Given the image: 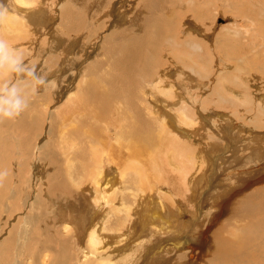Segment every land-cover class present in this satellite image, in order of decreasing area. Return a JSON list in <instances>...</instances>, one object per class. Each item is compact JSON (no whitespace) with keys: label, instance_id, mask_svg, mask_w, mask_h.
<instances>
[{"label":"bare ground","instance_id":"obj_1","mask_svg":"<svg viewBox=\"0 0 264 264\" xmlns=\"http://www.w3.org/2000/svg\"><path fill=\"white\" fill-rule=\"evenodd\" d=\"M0 1H1L0 2L1 6L6 8V17L2 21H0V37L7 40L9 45H10L9 49H6L5 51L0 52V67L4 71H6V68L11 67V65H12L11 61H12L13 56L11 54H13L14 50L18 49V47H19V52H21L22 49H24V47H23L24 44L28 43L27 38L29 36L36 35V31H35L34 27L35 28L40 27V29L45 28V30H46V28L48 26H46V25L42 26V24L40 26V24H39L40 17L44 13V11H46V10H44L45 8L44 9L39 8V11L37 10V11L32 12L31 9L33 8V6H32L33 0H0ZM76 1H78L77 5L79 6V10H81V11H78V9L75 10L74 8H72L70 10L69 9L61 10L60 17L62 16V19L60 20V22L58 24V26L60 27V30L57 28V32L59 33L58 35L61 36V37H58L60 39V41L61 40L65 41V43L67 42V39L63 40L64 38H62L64 33L70 34V32L76 33L80 30L82 31L83 30L82 25H85L86 23H88L87 18H89L90 16H92V19H94L93 17H95V20L98 19V21H96V22H98L99 25H100L99 20H100V18H102V16L100 15V13H102V11L100 12L101 9L99 10L100 6L96 8V10L93 12V14L90 11H88V13H86V17H85V15H82V14H83V12H85L84 10L88 7H86V6L84 7V5H86V4H85V2H83V0H75V2ZM96 1H99V0H96ZM127 1L128 0H126V2ZM132 1H129L128 3L129 4L133 3ZM184 1L185 0H138L136 2V4H134L135 8L137 9L136 14H135L136 17L131 18L130 22L132 24H133V22L136 23L135 25L140 24L138 26L139 29L137 28L139 33L132 32V31H134V29H132V27H129L131 25V23L129 21H122L121 20L120 26L122 27V25H126V27L124 26L125 28H121L116 33L110 35V37H112V36H114V37L119 36V37H116L114 39L111 38L107 41V47H105L107 49V51L109 52V53L107 52L108 53L107 56L105 54V56L107 58L105 60L100 59V61H96L97 67L95 69L98 70L99 72H96L94 70L95 73L93 74V76H91V69L90 68H89L90 70L85 71L86 76H89V75L90 76L88 78L84 76L85 78H82L79 81L77 80L78 82L76 83V85H77L78 89L76 92H78V93H76V94L74 93V95H72L73 92H70V97L66 98L64 101L65 104L62 106L60 104V106L58 108L59 110L57 111V113L54 116L52 115V120H53L52 121V124H53L52 127L47 130V134L45 136V139L42 138L44 141L41 140L42 142L41 143L39 142L38 146H35L33 149H31V152L33 151L32 153H37V154H38V152H40L41 154L44 155V157H48L47 159L50 162H47L46 160L41 161L43 164L48 166V168H50L52 165L53 166L56 165L59 167L60 174L55 172V174L53 173L52 176L49 178L50 185H51V186L47 187L49 189V192H47L48 190L47 191L45 189L44 190H45L46 194L50 193L52 195H55L57 197V199L59 201H62V202L58 201L59 204H58V202H57V204L56 203L51 204V202L49 201L51 198L49 199V196H47L49 199L48 200L49 203L45 202L46 205H45V203L43 204V200H40V199L31 201V204H32L31 210L35 211V216L33 214H28L26 216L25 220L23 219L24 221L21 224V226L19 228L15 227V229L17 231L14 228H11L8 231L7 236L2 235V236H4V238H6L4 240V243H3L4 249L6 248L8 250L7 251L8 255L3 258L4 259L3 261H5L4 264H92V263H94V264H132L133 262L138 261V260H135L138 257L141 258L140 262L143 264H165V263L166 264H176V262H178V261H182L183 262L182 264H194L192 261L195 259V250L200 251V254L198 253L199 259H202L205 255L208 254L206 252H207V248L209 246L208 244H210V240H211L209 237H212V240L214 241L213 243H211V245L213 246L212 248L214 250H213V252L212 251L210 252V256H209L210 261H208V264H264V238H262V235H264V223H260V222L257 223V218L259 219L260 216H263V221H261V222H264V205L262 203H260L261 201L257 202V200H262V198H264V148H263L264 146L258 148V145L255 143V141L259 143L262 139H264V132H263V134H256V133L252 132L256 135L255 136L253 135V138L251 139L252 144L254 143L251 146V149L253 148L254 153L256 152L258 155H255L256 153L254 155L253 154L248 155V156H250V158H247L248 159L247 160L248 165L246 164V168H247L246 170L248 172H246L245 175H242V176L249 178V180L245 179V178H240L237 180L238 183L240 184V187L244 188L245 192L250 194V197L249 198L246 197V199L242 203V205L240 204L241 206H240L239 211L238 210H237L238 212L235 211L237 213H235L234 210L232 211L235 214L232 215V218L230 217L231 219H229V217L226 216V218L227 217L228 218L224 219L225 222H223V224L220 225L219 228H217L219 225H215L214 222L217 221V224H218V222H221L220 220L223 219V214L225 213V210H227L226 209L227 206L230 205L229 204L230 201L223 203L222 201H220V199L228 198V200H230L231 197L232 198L235 196L238 197L239 195L230 196L231 192L235 191L234 187L229 188V190L227 192H223V191H221V193L216 192L217 195L213 194L214 195V197H212L213 201L210 200L211 202H209V207H210L209 209H211V212L213 211L212 212L213 214H211V217L208 220L207 227L203 230L201 228L202 226L201 227L197 226V228L192 231L190 236L188 234H186V232H187L186 230L192 229L191 228L192 223H191V221L190 222L184 221L183 214L188 213L191 215L192 218L197 220L198 213L194 212V211H187L188 208H185L186 206L184 205V203L182 204V202L180 201L179 198L185 196L188 193V198H189L190 202H193V200H196V199H197V201H199L198 202V205H199L198 210H200L201 199L204 200V196L209 193L208 183L211 182V181H209V178L211 177V175L208 176L209 171L207 172V170L205 168L206 166H203L206 164L207 165L210 164L207 161V157H205L204 158L205 160H204L202 154L199 153V154H196L197 159L192 158V156L195 153L190 149L191 146L190 147L188 146L190 151H192L194 153L193 155H191V158H187L186 156H184V153L183 154L180 153V154L175 155V156L171 154L170 158L172 160V166H175L176 162L179 164V166L175 167V169L178 170L179 173L182 175L183 180L182 181L180 180L181 181L180 184L179 183L177 184L176 182L171 181L169 179V181L171 183L170 188L167 189L166 192L164 191L165 192L164 193L163 192V189L165 186L164 184H160V183L158 184L157 183V186L154 187L155 184L154 183L152 184V182H154V181L151 178H148V179L145 178V176H147V175H145L143 177L141 175V174L144 175V173L142 171H141L142 173L140 172L141 174L139 172H137V171H139V168L134 169L136 167H134V165H132V163H131V165L128 164L132 160V155H127L121 159L120 156H121L122 150L117 151L115 153H112L110 151V148L107 147L110 143L111 138L117 137V141H116L117 143L119 140L121 142L130 140L132 143L140 141V142L144 143L146 146L154 148L156 146V144L159 143V140L156 137V136H158L160 138L161 137L169 138L168 147L170 149L177 147L179 145L178 143L185 145L184 148L187 149L186 145H188L189 143L185 142V140L181 137L184 136L186 139L188 137H190L189 136L190 134H188L189 132L186 130L183 131V128L188 129L190 127V124H192V123H191L190 114H189L190 110L188 109V105H185V104L191 103V100H192L194 102V104H190V109H191V105L197 109L196 106H197V102H198L196 100V97H194V100H193V98L191 99V97L187 96V94L190 95L189 88L185 89L181 86L176 87L175 84L171 83L172 81H170V83H168L169 80H167V77L166 78L164 77L163 79L157 78L158 80L156 79L154 81V84L152 83L153 85L150 84L151 85L150 87L153 90H150V91H148V89L144 90L143 87H140L138 89L139 93H143V98L141 99L142 103L143 102L145 104L151 103L152 105H154L152 107L153 108L152 110L155 109L156 113L159 114L158 117L156 115V119L158 120V124H157V126H155V129H154L155 131L154 130L152 131L153 133H149L147 126L144 125L146 116H145L144 110L142 108H140L139 110L133 109V107L130 104V103H132L131 101H127L126 103H124L123 104L124 106L122 105V103H123L122 98L125 100L131 96L130 94L134 93L133 89H135V88L133 87V85H136V81L131 82L130 80L131 79L136 80V78H141L142 74H144L142 76L149 78V80H153V79H150L151 76H153L154 73H156V72H158L164 68L162 66L163 65L162 61L164 59L162 60V58H164L166 56H169L170 61L171 60L174 61L177 64V66L178 65L182 66V64H179V63H183V65H184V63H187V64H185L186 69H184V68H181V69H184V70L188 69L187 71H190L191 73L192 72L194 74L197 73L198 77L200 74H201L202 78H203V75H205L206 72H202V68H203V65L205 64V62L201 61L200 57H202V56L199 55L200 52L205 51L204 48L202 47V45L197 43L194 40H191V39L188 41L187 38H184V40L182 42V41L176 40L175 35H174L175 38L170 37V34L168 35V33H167V31H169V30H167V29L165 30V28L167 27V26L165 27V25L171 26V25H174V22L172 24L168 21V23L166 24L164 22V19L166 18V16H165V18H163L164 15H161L160 17H158V15H157L158 12L162 11L161 7L165 6V4L168 2V3H170V5L168 4L170 9H171L170 6L172 5L173 12H174L173 16L175 18H183L185 16L184 14L186 13V11H185L186 8H182L184 5ZM186 1H187V3H190V4L192 2H193L192 4H194L195 2H199L201 4L200 6H202V4L204 2V0H186ZM211 1L212 0H205L204 3L207 5L208 3L210 4ZM224 1L222 2V4L220 2V5H222V8H225L224 10L230 11L231 15L235 16L234 14L236 13V11L234 10L235 13L232 11V9L234 8L233 6H235V5H233V2L238 3L239 1L238 0H233V1L232 0H226L225 2ZM246 1L244 0V2H246ZM64 2L62 1V3L60 4V8L62 5H63V7L65 6L66 3H64ZM241 2H243V1H241ZM249 2H252V1H249ZM256 2H258V1H256ZM72 3H74V2H72ZM102 3H103V1H102ZM214 3H215V1H214ZM69 4H71V3H69ZM107 4H108V2H107ZM123 4H125L124 0H123ZM240 4H242V3H240ZM58 5H59V2H58ZM70 6H72V5H70ZM70 6L68 5V7H70ZM92 6H94V3H93V5L89 6L90 9L92 8ZM105 6H106V4H105ZM119 6H120L119 7L120 9L123 8V9H125V11L124 10L121 11V14H120L118 12V10H116L118 12V17L121 16V18H124L125 15H127V17H130L131 15H133V14H131V15L129 14L132 12L129 9L134 8V6H132L131 8L127 4H125L123 6H121V4H119ZM168 6H167V8H168ZM109 7H107V8H109ZM184 7H186V6H184ZM202 7H205V5ZM175 8H177V10ZM235 8L238 9L237 7H235ZM175 10H176V12H175ZM111 11L109 12V14H111ZM48 13H47V15H48ZM112 13L115 14L114 12H112ZM166 13H168V12H166ZM166 13H164V14H166ZM176 13H178V16ZM196 13H197V10H196ZM128 14L130 16H128ZM105 15H106V13H105ZM143 15H145V17H144V19H142L140 21V17ZM43 16H45V15L43 14ZM49 16H50V14H49ZM82 16H83V18H82ZM131 17H134V15ZM104 18H106V17L104 16ZM206 18H207V16H206ZM54 19H56V18L51 17V20H54ZM108 19H111V18H108ZM89 20H91V19H89ZM129 20H130V18H129ZM174 21H177V20L175 19ZM118 22H120V20ZM108 23H110V22H108ZM153 23H154V25H153ZM97 24L94 23V26H96ZM198 24H200V23H198ZM107 25L108 24H106V26ZM113 25H114V23H113ZM135 25L133 27H135ZM92 26H93V24H92ZM235 26H236V24L234 23V26H230V27H228V29L233 30V28ZM51 27H53V26H51ZM51 27L49 29L47 28V30L51 31L53 29ZM85 28L87 29L86 26H85ZM171 28L172 27H169L170 31H172L174 29V26H173L172 30H171ZM225 28H227V27H225ZM89 29L90 28L88 26V30ZM135 29H136V27H135ZM151 29H153V30H151ZM38 30H39V28H38ZM190 30H192V29H190ZM97 31H98V29H97ZM174 31H175V29H174ZM86 33L84 31V34H86ZM104 33H107V32L105 31ZM94 34H92V36H94ZM98 34H99V32H98ZM188 34L190 35V33H188ZM79 35H81V34L79 33ZM180 36H181V34H180ZM182 36L185 37L186 35L184 34ZM101 37H102V35H101ZM164 38H166L167 41ZM83 39H84V37H83ZM104 39H105V37H104ZM256 39H257V37H256ZM40 40H38V41L40 42ZM53 40H54L53 42H55L54 46L50 45L51 39L49 41L50 42L49 46L48 45L47 46L48 47L58 46L57 50H59V47L62 46V45H60V43H62V42H59V40H57V39H53ZM90 40H92V39L90 38ZM90 40L88 42H90ZM31 41H34V40H31ZM104 41L106 42V40H104ZM254 41H255V39H254ZM260 41H261V44H259V46L253 45V47L258 48L259 50H261L263 52L264 51V35L263 36L260 35ZM68 42H67V44H69ZM85 42L87 43V41H85ZM93 42H96V41H93ZM91 44L93 45V43H91ZM167 44L169 45V48L174 46L173 49H167L166 48ZM30 46H32V45H30ZM30 46H29V48H30ZM63 46H65V45H63ZM67 46L68 45H66L65 48L64 47L63 48L66 49ZM149 46H150V48H149ZM185 46H187V48H184ZM69 47H70V45H69ZM68 48H67V50H68ZM202 48H203V50H202ZM38 49H39V47H38ZM84 49L85 48H83V51H84ZM175 49H176V51L178 50L180 53L178 52L177 55L168 54L170 51L171 52L173 51V53H174ZM49 50H50L49 52H51V50H56V49L51 48ZM63 51L64 50L61 49V52H63ZM98 51L101 52L103 50H101V51L97 50V53H99ZM104 51H105V49H104ZM45 52H42V53H45ZM61 52L59 51L57 54H60ZM192 52H194V54ZM211 52H213V51H211ZM66 53L69 56V54H70L69 50ZM195 53H198V55H199L197 59L195 56H194L195 59L192 58L193 57L192 54L195 55ZM205 53L206 52H204L203 54H205ZM61 54H63V53H61ZM209 54L211 55V53L209 52V53L205 54V56H207ZM102 55H103V52H102ZM6 56H7V59H10L8 62L5 61ZM68 56H67V58H68ZM59 57L60 56H58V55L56 57L50 56V58H48V62L46 63L48 65V67H52V68H53V66L55 67L54 68L55 70H51V71H50V69H46L48 71V73L45 72L46 70L44 71L45 75H48L49 77H50V74L52 75V79L50 80L52 83L49 85L50 87H52L58 83L60 75H61L60 72L57 73L59 70L57 68V66L59 64L63 65V63L61 62L62 60H60L61 63L58 61ZM65 57L66 56H64V58ZM209 57H211V56H209ZM101 58H102V56H101ZM211 58H209V59H211ZM203 60H205V59H203ZM63 61H65V59ZM92 61H93V59H92ZM206 61H209V60L207 59ZM40 63H42V62H40ZM81 63H82V61H81ZM163 63H164V61H163ZM219 63H220V61H219ZM74 64H75V62H74ZM74 64H73V66H74ZM99 65H101V66L99 67ZM210 65H208V66H210ZM208 66H206V67H208ZM61 67L62 66H60V69H61ZM213 67H215V66H213ZM203 69H207V68L204 67ZM216 69H218V68H216ZM216 69H215V73H216ZM261 69H262V67H261ZM56 70H57V72H55ZM208 70H210V69H208ZM176 71H177V68H176ZM187 71H185V72H187ZM53 72H55V73H53ZM223 72L218 71V74L220 77L224 76L222 74ZM82 73H84V71ZM138 73L141 75L137 76ZM211 73H210V75H212ZM225 75H230V74H225ZM82 76H83V74H82ZM169 76H171V75H169ZM188 76H189V74H188ZM195 77H196V75H195ZM170 78L172 79V77H170ZM219 78H217V79H219ZM224 78L223 79L221 78V79L224 81L229 80V79H224ZM190 79H191V77H190ZM236 79L237 78L235 77V80ZM64 80H66V79L64 78ZM204 80H202V81H204ZM238 80H240V79H238ZM190 81H192V80H190ZM215 82L219 84V82H217V81H215ZM236 82H238V81L236 80ZM230 83H232V80ZM230 83L226 84L222 88L229 91V92L232 91L231 87H233V90H234V86L231 85ZM207 85H209V84H207ZM199 89L201 90V86ZM87 90L88 91L90 90L94 94L95 99H96V101H94V99H93V101H91L92 106L87 105V101L86 100H85L86 102L82 101L83 98L82 99L80 98L79 92H81V93L87 92ZM216 90H217V92L219 91L218 89H216ZM143 91H145V92H143ZM234 91L236 92V90H234ZM235 92H234V94H235ZM3 93H4L6 100H7L9 98L8 88L4 89ZM22 93L23 92L17 88L14 98H18L25 103H29V107L31 108L32 103L29 100H27V101L24 100ZM148 93H151L152 97L146 98ZM211 94H214V93L212 92ZM218 94L216 93V95L219 96L217 101L215 100L216 104L220 103V102L226 103V101H227L226 95L224 97V95L222 93H218ZM139 95H141V94H139ZM216 95L215 96L211 95V97L214 96V98L215 97L217 98ZM229 96H227V97L229 98ZM237 97H238V95H237ZM31 98L35 99L38 97H37V95H32ZM214 98H213V101H214ZM84 99H85V97H84ZM137 99H139V98L137 97ZM149 99H152V101H150ZM209 99L210 98H208V100ZM87 100H88V98H87ZM203 100H204V97H203ZM84 102L86 103L85 105H83ZM205 102H207V101H205ZM230 102L232 103V101H230ZM238 103H241V102H238ZM244 104H245V102H244ZM127 105H128V108L126 109ZM211 106H213V105H211ZM256 106L258 107L259 111H264V102H259V106H258V104H255V107ZM29 107L24 111L25 114H23L24 113L23 112L20 115V116H22L21 119L19 118L20 121H25L26 118L29 116L31 118L32 116L38 115V110H36L35 112H30V111H28V110H30ZM97 107H98V110H101V114L104 113L105 115L111 114L112 111L115 110L114 115L117 119L116 124H114L112 121H108L107 120L108 118L96 117L95 113H97ZM148 107H150V106H148ZM205 107H206V105H205ZM35 108L38 109L37 106H35ZM239 108H240V106L237 109H239ZM245 108H246V106H245ZM214 109H216V108H214ZM206 110H208V108ZM206 110H204V111H206ZM247 110H248V108H247ZM247 110H246V112H247ZM91 112L94 114H91ZM236 113L234 112V114H236ZM262 113H264V112H261V114ZM77 114H78V116H77ZM203 114H204V112H203ZM240 114H241V112H240ZM149 115L151 116V114H149ZM242 115H240V116H242ZM72 116H75V118L72 119ZM258 116H260V115H258ZM218 117H220V115ZM214 118H215V116L213 117V119ZM47 120H48V118H47ZM2 122L3 121L1 120L0 124H2ZM31 123H32V129H35L38 126L37 119L33 120ZM101 123L106 124L105 128L101 127V125H100ZM216 123H217V121H216ZM262 123H263V121H262ZM10 125L8 127H10ZM19 126H20V124H19ZM201 128H203V126L200 127V129ZM237 128L239 129V127H237ZM229 129H233V128L232 127H225L223 129V136L227 139L229 138V136H228ZM197 130H198V128H197ZM263 130H264V127H263ZM245 131H246V129H245ZM195 132H196V130H195ZM239 132H241V131H239ZM96 133H103L104 134L103 139H101L99 141ZM194 134H196V133H194ZM234 134H235V132H234ZM236 135H237V138L236 139L234 137L233 138L235 139L234 140L235 141V148L238 150L239 145L244 140H243V138L240 139V137H239L240 133H238V134L236 133ZM170 137H175V138L177 137L176 139H178V140L174 141L175 138L172 139ZM201 137H203V136H201ZM0 140L6 141L2 136H0ZM12 141H14V140H12ZM18 141H20L19 138H18ZM140 142H138V143H140ZM248 143H246V144H248ZM191 144H193V143H191ZM231 145H232V142L230 141L228 143L227 147L223 146L224 150L226 151L227 148L229 149L231 147ZM245 146H247V145H245ZM46 147H50L51 150H53L55 148L54 149L55 151L53 150L54 152H52L50 150H45ZM56 147L58 150H56ZM130 147H132V144H130L129 148ZM140 147H141V149H143L142 151L146 152V150H147L146 147H143L142 145H140ZM129 148H127V149L122 148V149H123V151L128 152ZM214 148H216V147H214ZM236 149H235V153L237 152ZM135 150H139V149L135 148ZM164 150H166V149H164ZM219 150H220V147L216 148L217 152ZM244 150H246V149H244ZM147 151H150V150H147ZM133 152H132V154H133ZM150 152H152V150ZM159 152H161V151H159ZM59 153L60 154L62 153L63 155H59ZM153 153H154V151H153ZM188 153L191 154V152H188ZM188 153L186 152V154H188ZM109 154H110L109 161L112 163L115 162L114 159H117V157H119L121 159L120 162L124 166L126 165L125 166L126 168L124 169V171H120V170H118L119 169L118 168L117 169L118 173H116L115 175H112L111 170L104 166L105 162L103 160V157L104 156L108 157ZM134 154L135 155H133V159H137V157L139 158L138 151H137V153L134 152ZM234 156L236 157V158L234 157L235 161H238V160L241 161V160L245 159V156H237V155H234ZM26 158L29 159L28 156ZM44 159H46V158H44ZM74 160L78 162V165L77 166L74 165V167H78L79 172L77 170H76V172L71 171L69 173V175H67L65 173L66 171H64V169L60 167V164H62L64 161H67V162H65V164L68 163L67 164L68 168L73 169L71 167H73L72 162ZM145 160H147V159H145ZM218 161L221 163L220 160H218ZM157 163L159 164V162H157ZM127 165H129L131 167L129 168V167H127ZM140 165L142 167L144 165V163L140 164ZM168 165H171V164H168ZM244 165L245 164H243V166ZM38 166H41V165H38ZM147 166H148V164H147ZM147 166H143V168L145 167V170H146ZM197 166L199 168V172H201V174L203 175L201 177H196L193 175V169ZM222 166L224 167V165H222ZM233 166H234V164H233ZM32 168H34V166ZM41 168H42V172L38 171L39 173H41L39 178H42L43 173H45V175H46V170L48 169V168L44 169L43 166H41ZM55 168H57V167H55ZM151 168L153 169L154 167L151 166ZM167 168H169V167H167ZM173 169H174V167H173ZM140 170H141V168H140ZM163 170H162L161 174H163ZM151 171H149V172L151 173ZM171 171H172V169H171ZM178 171H175V172L177 173ZM155 172H156V170H155ZM199 172H196V173L199 174ZM242 172L244 173V170ZM47 173H50V172L48 171ZM153 173H154V170H153ZM35 174L36 173H34V175ZM154 175L156 176L155 173H154ZM37 176H39V175H37ZM58 176H59V178H58ZM228 176H230V175H228ZM150 179L152 180V182L150 181ZM235 179H237V178L235 177ZM18 180H20V178H18ZM24 181L25 180H23V182ZM43 181L44 180H42V183L44 184ZM4 182H6V181L4 180ZM87 182H89V183L87 184ZM224 182H225V180H224ZM256 182H257V184L252 186V184L256 183ZM226 183H227V181H226ZM15 184H17V183H15ZM40 184H41V182H40ZM20 185H24V184H20ZM47 185H48V183H47ZM12 186H14V185H12ZM26 187H29V186H26ZM0 189H1V187H0ZM13 189H16V187ZM78 189H80L81 191L78 192ZM16 190H18V189H16ZM25 191H27V190H25ZM25 191H23V192H25ZM31 191H33V190H31ZM15 192L16 191H14L12 189H9L8 193L5 192V195H7L9 197V201L13 202V200L16 199L15 198L16 197ZM245 192L242 194H245ZM239 193H241V192H239ZM18 194H20V192ZM30 194H32V193H30ZM5 195H2V193L0 192V203H1V205H3L5 203L4 202L5 198H6V197L4 198ZM26 195H24V196H26ZM92 196H93V198L91 201ZM116 196L122 198L121 200L118 199L116 202V208H118L119 216L117 215V213L115 211L116 209L113 210V209L109 208L110 210H108L106 212H101L103 210L102 208H104L103 205L106 204L107 206H109V204H111L113 201V200L111 201V198H114ZM136 196L138 197V199H136ZM2 197L4 198V200L1 199ZM22 197H23V195H22ZM74 197H75L74 201L68 199V198L74 199ZM205 197H207V196H205ZM7 199L8 198H6V200ZM26 199L29 200V198H25V200ZM52 199L51 200L53 202L54 198H52ZM207 199H210V198H205V201ZM28 200H27V202H28ZM66 200H68V201H66ZM114 200H116V199H114ZM64 201H66L67 204H64L63 203ZM128 201L133 202V203L129 204ZM135 201H136L137 205L135 204L134 208H131L132 205L135 203ZM219 201L222 203H219ZM19 202H20V200H19ZM185 202H187V201H185ZM235 202H237V201H235ZM234 205L231 207L233 208ZM24 206H25V203H24ZM42 206H43V208H42ZM66 206H67L66 210L61 211V209L63 207H66ZM79 206H80V208H79ZM107 206H106V208H107ZM121 207H122V210L120 211ZM2 208H3V206H2ZM11 208L13 211L16 212L17 208L14 209L12 207V205H11ZM20 208H21V206H20ZM207 208H208V206H207ZM24 210H22V211H24ZM7 211H9V210H7ZM206 211H207V209H206ZM27 212H28V210H27ZM40 212H41V214H39ZM6 213H8V212H6ZM10 213H12V212H10ZM54 213L56 214V216L58 218L56 223H53V219L51 218L52 214L54 216ZM205 214L207 215L208 213L206 212ZM42 217H43V222H44L43 225H45L44 228L41 227L42 225L41 226L39 225ZM119 217H120V219H119ZM18 218H21V217H18ZM22 218H24V217H22ZM203 219H205V218H203ZM261 219H262V217L260 218V220ZM3 220H2V222H3ZM16 220L17 219H14V221H16ZM206 220H207V218H206ZM19 221L20 220L18 219L17 222H19ZM118 221H119V223H118ZM112 222H113V224H115V226L117 224V227L120 225V227L124 226V228H125V226H126L128 228V231H125V229L123 231H125V233L126 232H128V233L123 235V237L120 238L119 240H114L112 238V236L117 231L115 233H112V231H111L112 230L111 228H113L112 224H111ZM202 222H204V221H202ZM244 223H248V224L242 226V224H244ZM7 224H8V222H7ZM58 226H62V229H61L62 237H60L58 235V231H56V230H58ZM212 226H216L217 229L214 227L216 230L213 233H211L210 236L208 237L210 230H212ZM36 228H38V229H36ZM86 232H87V235H86ZM120 234H122V233L120 232ZM116 235H117V233L115 234V237H116ZM258 235H261V236H258ZM113 241H120V242L114 243ZM126 242H128L126 246H129V249L127 248V250L125 249L124 251H121V253H119L121 248L119 247L118 244L121 243L123 245ZM186 250H188L190 252L188 255L185 254ZM164 255H170V257L166 258ZM176 257H180L182 260L176 259ZM185 257H188V259L185 260ZM23 260L25 261V263H22ZM0 264H3V262H0Z\"/></svg>","mask_w":264,"mask_h":264},{"label":"rangeland","instance_id":"obj_2","mask_svg":"<svg viewBox=\"0 0 264 264\" xmlns=\"http://www.w3.org/2000/svg\"><path fill=\"white\" fill-rule=\"evenodd\" d=\"M62 1L65 4V8L63 7V5L61 6L60 8V4L62 3ZM68 1V2H67ZM83 0V2H85L86 5H84V7H88V8H84L85 12H83L82 15H85L86 17V13H88V11H90L92 14L93 12L96 10L97 7H99V10L100 12L102 11V13H100V15L102 16V18H100L99 22H100V25L98 22V19L95 20V17H93L94 19H92V16H90L89 18H87V22L89 23H86L85 25H82V31H78L76 33H71L70 34H63L62 38H64L63 40L67 39V42L69 44H67V42L65 43V41H60V39L58 37H61L60 35H58L59 33L57 32V28L60 30V27L58 26L60 20L62 19V16L60 17L61 15V10L63 9H72L74 8L75 10L78 9V11H81L79 10V6L77 5L78 1L75 2V0H33V8L31 9L32 12L33 11H39V8L41 9H44L46 11H44V15L43 14L41 15L40 17V21H39V24L41 26L43 25H46L48 26L47 28L49 29L51 26V28H53L51 31L45 30V28H41L40 27H34L35 31H36V35L34 36H29L27 38V44H24V49H22L21 52H19V47L18 49H15L13 54H11L13 56L14 59L18 58L19 55H22L23 56V65H11V67H8L6 68V71H4L3 69H1L0 67V83H2L4 85V89L8 88H12V87H17L19 90H21L23 93H22V96L24 98V100H29L32 105H31V108L30 112H35L36 110H38V115L37 116H32L30 118L27 117L25 121H20V119L22 118V116H19L18 118L16 119H12L11 121L8 120V119H4L2 120V124H0V136H2L6 141H2L0 140V171L2 172H5L6 171V176L0 180V187H1V193L2 195H5V192H9V189H12L14 191H16V199L13 200V202L9 201V197L7 195L4 196V198H8L6 200L5 198V203L3 205H1L0 203V262H3V264L5 263V261H3L4 257H6L8 255V250L5 248L4 249V240L6 238H4V236H7V233L8 231L11 229V228H14L17 227L19 228L21 226V224L23 223V221L25 220L26 216L28 214H33L35 216V211H32L31 210V201L33 200H43V204L46 202V203H49V201L51 202V204H57V202L59 201L57 199V197L55 195H52V194H46L45 190L47 192H49V189L47 188L48 186H51L50 185V181H49V178L52 176V174L55 172L60 174V169L58 166L54 165L55 168L53 165L48 168V166H46L45 164H43L41 161L43 160H46L47 162H50L47 158L48 157H44L43 154H41L40 152L37 153H32L31 152V149H33L35 146H38L39 142L41 143L43 139H45V136L47 134V130L49 128L52 127V115L54 116L57 111L59 110V106L61 104L64 105L65 104V99L66 98H69L70 97V92H73L72 95H74V93H78L76 92L77 91V85L76 83L82 79V78H85V77H89V76H86V72L85 71H88L91 69V76H93V74L96 72H99L98 70H96L95 68L97 67L96 65V61H100V59H103L105 60L107 57V54L109 53L107 51V49L105 47H107V41L109 39H114L116 37H119V36H112L110 37V35L116 33L117 31H119L121 28H125L126 25H122V27L120 26L121 25V20L122 21H131V18H135L136 17V8L134 6V4H136V2L138 0H128L126 2V0H124V3L127 4L130 8L132 6H134V8H131L129 9L130 11H132L131 13H129L130 15L133 14L134 17H131L133 15H129L130 17H127V15L124 16V18H121L118 17V12L121 14V11H125V9L123 8H119V4H121V6L125 5L123 4V0H99V1H96L94 0ZM129 1H132L133 3H128ZM213 1V2H212ZM211 3L209 4H205V0L202 4V6L205 5V7H202L200 6L201 4L199 2H195L194 4H190V3H187V1L185 0L184 1V5L182 8H186V13L184 14L185 16L183 18H175L173 15H174V12H173V8H172V5L170 6L171 9L169 8L168 4L170 5V3H166L165 6L161 7L162 11L166 14H164L162 11L158 12V17H160L161 15H164L163 18H166L164 19V22L167 24L168 21L170 23L173 24L174 22V25H171V26H168V25H165V30H169V27H172L174 26V29L171 30L172 31H167L168 35L170 34V37H173L175 38L176 36V40L178 41H182L184 40V38H187L188 41L191 39V40H194L196 41L197 43L201 44L202 47L204 48V52H206L205 54L207 53H211V55H207L205 56V54H203L204 52H200V57L201 58V61L205 62V64L203 65V68H207V69H203L202 68V72H206L205 75H203V78L201 76V74L199 75L198 77V74H194L193 72L191 73L190 71H187V70H184L186 69L185 67V64L187 63H179V64H182V66L178 65L174 62V61H170V57L169 56H166L164 58H162V66L165 68L161 69L160 71L156 72L153 74V76H151L150 79H153V80H149V78H146L142 75L144 74H137V76L141 75V78H136V80H130L131 82H135L136 81V85H133V87L135 89H133L134 93L133 94H130L129 98L127 99H123L122 98V105L124 103H126L127 101H131L132 103L131 106L133 107V109L135 110H139L140 108H142L144 110V113H145V122H144V125L147 126V129H148V132L149 133H153L152 131L155 129V126H157L158 124V120L156 119V115L157 117L159 116V114L156 113L155 109L152 110L153 106L151 103H142V98H143V93H139L138 92V89L140 87H143L144 90L145 89H148V91L150 90H153L151 89V85L154 84V81L158 78V79H163L164 77L166 78L167 77V80L168 83H170V81H172L171 83L175 84L176 87L178 86H181L185 89H188L189 88V91H190V95H188L187 93V96L188 97H191V99L193 98L194 100V97H196V100L199 102H197V109L191 105V109H190V104H194V102L191 100V103H187L185 105H188V109L190 110L189 111V114H190V120H191V123L190 124V127L188 129H184L183 128V131L186 130L188 131L190 134L187 139L183 136L181 138H183L185 140V142H188L189 144L186 145V148L185 149V145L183 144H180L178 143L179 145L177 147H174L172 149H170L168 147L169 145V138H165V137H158V140H159V145L156 144V146L154 148H151L149 146H146L144 143L140 142V141H137L135 143H132L130 140L129 141H118V143L116 142L117 141V137H113L111 138L110 140V143L107 147L110 148V151L112 153H115L117 151H121V156L120 158H124L125 156L127 155H132V160L128 163L129 165H134V169H137L139 168V171L137 172H143V174H141L143 177L145 175V178H151L154 182H152V180L150 179V181L152 182V184L154 183V187L157 186V183L159 184H164V189H163V192L167 191V189L170 188V181H174L176 182L177 184L183 180L182 178V175L179 173L178 170L175 169V167L179 166V164L176 162L175 166H172V160L170 158V155H178V154H183L184 153V156H186L187 158H191V155H194L192 156V158H196L197 159V155L196 154H199L201 153L202 156H203V159L205 157H207V161L208 163H210L209 165H203V166H206V170L207 172L209 171L208 173V176L211 175V177L209 178V181H211L210 183H208V191L209 193L206 194L205 197L204 196V200L201 199V206H200V210H198V202L197 199L196 200H193V202H190L189 201V198H188V193L183 196V197H180V201L182 202V204L184 203V205L186 206L185 208H188L187 211H194V212H197L198 213V216H197V220L192 218L190 214H183V218H184V221H188L192 223L191 225V228L192 229H187L186 231V234H188L190 236V234L192 233L193 230H195L198 227H201L203 230L207 227L208 225V220L209 218L211 217V214H213L211 212V209H209V202L213 201L212 197H214V195L216 194V192H220L223 191V192H227L229 190V188L231 187H234V192H231V195L230 196H235V195H239L238 197L235 196V197H231L230 200H228V198H223V199H220V201H222L223 203L224 202H228L230 201V205L227 206V210H225V213L223 214V219L220 220L221 222H218L217 224V221H215V225H219L217 228L220 227V225L223 224L224 219H227L229 217V219L232 218V215H234L235 213H237L240 209V206L242 205V203L245 201L246 197H250V194L246 193L245 192V189L240 187V184L238 183V179L240 178H245V179H248L247 177H244L242 175H245L246 172H248L246 169V164L248 165L247 163V158H250V154H255L254 153V149L252 148L251 149V146L254 144H252L251 142V139L253 138V135L255 136L256 134H263L264 130H263V127H264V113L261 114V112H264V111H259L258 107L256 106L255 107V104H258L259 106V102H264V51L262 52L261 50H259L258 48H254L253 45H258L261 44V41H260V35L263 36L264 35V0H256L258 2H256L255 0H245L246 2H244V0H238L239 2L238 3H234L233 2V6L234 8L232 9V11L235 13L234 14L235 16L231 15V12L230 11H227V10H224L225 8H222V5H220V2L222 4V2L224 1H218V0H212ZM215 1V3H214ZM226 1V0H225ZM224 1V2H225ZM233 1V0H232ZM231 1V2H232ZM243 1V2H241ZM249 1H252V2H249ZM1 2V1H0ZM58 2H59V5H58ZM74 2V3H72ZM108 2V4H107ZM248 2V3H247ZM254 2V3H253ZM71 3V4H69ZM94 3V6H92V8L90 9L89 6L93 5ZM97 3V4H96ZM119 3V4H118ZM242 3V4H240ZM99 4V5H98ZM106 4V6H105ZM186 4V5H185ZM237 4V5H236ZM68 5H72L70 7H68ZM110 7H109V6ZM168 6V8H167ZM186 6V7H184ZM221 6V7H220ZM37 7V8H36ZM67 7V8H66ZM77 7V8H76ZM105 7V8H104ZM109 7V8H107ZM202 7V8H201ZM235 7H237L238 9H236ZM119 8V9H118ZM232 8V7H231ZM0 9H6L4 8L3 6H1V3H0ZM60 9V10H59ZM105 9V10H104ZM109 11H108V10ZM112 11H111V10ZM167 9V10H166ZM177 10V8H175ZM49 10V11H48ZM107 10V11H106ZM118 10V12L116 11ZM175 10V12H176ZM196 10H197V13H196ZM235 10V11H234ZM49 13H48V12ZM111 11V14H109V12ZM134 11V12H133ZM112 12H114L115 14H113ZM200 14H199V13ZM202 12V13H201ZM48 13V15H47ZM106 13V15H105ZM108 13V14H107ZM50 14V16H49ZM52 14V15H51ZM59 14V15H58ZM160 14V15H159ZM177 16H178V13H176ZM175 14V15H176ZM57 15V16H56ZM187 15V16H186ZM205 17H204V16ZM100 16V17H101ZM104 16L106 18H104ZM110 16V17H109ZM171 16V17H170ZM201 16V17H200ZM207 16V18H206ZM45 17V18H44ZM49 17V18H48ZM51 17H55L56 19L54 20H51ZM114 17V18H113ZM145 15L141 16L140 17V21L142 19H144ZM153 17V16H152ZM198 19H197V18ZM83 18V16H82ZM81 18V19H82ZM108 18H111V19H108ZM120 18V19H119ZM130 18V20H129ZM151 18V17H150ZM162 18V19H163ZM206 18V19H205ZM51 21H50V20ZM91 19V20H89ZM115 19V20H114ZM173 21H172V20ZM177 20V21H174V20ZM44 20V21H43ZM46 20V21H45ZM106 20V21H105ZM117 20V21H116ZM120 20V22H118ZM167 20V21H166ZM205 20V21H204ZM199 21V22H198ZM50 22V23H49ZM107 22V23H106ZM110 22V23H108ZM93 26H92V24ZM94 23H98L96 26H94ZM114 23V25H113ZM116 23V24H115ZM131 23V22H130ZM176 23V24H175ZM200 23V24H198ZM233 23V24H232ZM234 23L236 24V26L233 28V30H229L228 27L230 26H234ZM54 24V25H53ZM105 24V25H104ZM106 24H108L106 26ZM112 24V25H111ZM136 23L133 22V24L131 23V25L129 27H132V29H134V31L132 32H136V33H139L138 31V25H135ZM117 25V26H116ZM135 25V27H133ZM154 25V23H153ZM55 26V27H54ZM85 26L87 27V29L85 28ZM88 26H89V30H88ZM125 26V27H124ZM178 26V27H177ZM180 26V27H179ZM105 27V28H104ZM113 27V28H112ZM119 27V28H118ZM187 27V28H186ZM199 27V28H198ZM227 27V28H225ZM39 28V30H38ZM56 28V29H55ZM85 28V29H84ZM98 31H97V29ZM102 28V29H101ZM138 28V29H137ZM184 28V29H183ZM107 29V30H106ZM182 29V30H181ZM192 29V30H190ZM96 30V31H95ZM153 30V29H151ZM188 30V31H187ZM41 31V32H40ZM56 33H55V32ZM84 31L86 34H84ZM89 31V32H88ZM102 31V32H101ZM107 32V33H104V32ZM112 31V32H111ZM138 31V32H137ZM185 31V32H184ZM53 32V33H52ZM99 32V34H98ZM109 32V33H108ZM184 32V33H183ZM192 32V33H191ZM223 32V33H222ZM44 33V34H43ZM52 33V34H51ZM79 33L81 35H79ZM90 35H89V34ZM96 35H95V34ZM133 33V34H134ZM181 36H180V34ZM190 33V35L188 34ZM222 33V34H221ZM92 34H94V36H92ZM108 36H106V35ZM173 34V35H172ZM186 35L185 37H183L182 35ZM263 34V35H262ZM75 35V36H74ZM102 35V37H101ZM172 35V36H171ZM175 35V36H174ZM40 36V37H39ZM57 36V37H56ZM84 39H83V37ZM233 36V37H232ZM35 37V38H34ZM69 37V38H68ZM73 37V38H72ZM105 37V39H104ZM108 39H107V38ZM178 37V38H177ZM233 39H232V38ZM257 37V39H256ZM57 39L59 40V42H62L60 43V46L59 47V50H57V47H53L55 42H53L54 40L53 39ZM88 38V39H87ZM90 38L92 40H90ZM102 38V39H101ZM41 39V40H40ZM51 39V41H50ZM74 39V40H73ZM98 39V40H97ZM101 39V40H100ZM106 40V42L104 40ZM166 41L167 39L164 38ZM255 39V41H254ZM31 40H34V41H31ZM40 40V42L38 41ZM90 40L91 43H93V45L88 42ZM121 40V39H120ZM257 40V41H256ZM37 41V42H36ZM51 42L50 45H53V46H49V43ZM72 41V42H71ZM87 41V43L85 42ZM93 41H96V42H93ZM104 43H103V42ZM258 42V43H257ZM34 43V44H33ZM98 43V44H97ZM102 43V44H101ZM46 44V45H45ZM76 44V45H75ZM81 44V45H80ZM85 44V45H84ZM101 44V45H100ZM252 46H251V45ZM30 48H29V46ZM48 45V46H47ZM63 45H68L65 48V46ZM70 45V47H69ZM85 47H84V46ZM101 46V47H100ZM104 46V47H103ZM39 47V49H38ZM64 47V48H63ZM69 47V48H68ZM73 47V48H72ZM81 47V48H80ZM95 47V48H94ZM174 46H172L171 48H169V45L167 44V49H173ZM43 48V49H42ZM51 48H55L56 50H51V52H49ZM70 52L69 56L67 55L66 52H68V50ZM72 48V49H71ZM83 48L84 51H83ZM92 48V49H91ZM97 48V49H96ZM102 48V49H101ZM150 48V46H149ZM184 48H187V46H185ZM202 48V50H203ZM41 49V50H40ZM61 49H63L64 51L61 52ZM105 49V51H104ZM38 50V51H37ZM40 50V51H39ZM86 50V51H85ZM92 50V51H91ZM95 50V51H94ZM97 50H103L99 53H97ZM46 51V52H45ZM61 52L63 54H57L58 52ZM94 51V52H93ZM208 51V52H207ZM213 51V52H211ZM42 52H45V53H42ZM55 52V53H54ZM77 52V53H76ZM82 52V53H81ZM84 52V53H83ZM90 52V53H89ZM96 52V53H95ZM102 52H103V55H102ZM108 52V53H107ZM179 51L176 49L174 50V53L173 51L169 52L168 54L170 55H177ZM31 53V54H30ZM42 53V54H41ZM49 53V54H48ZM94 53V54H93ZM173 53V54H172ZM180 53V52H179ZM194 54V52H192ZM88 54V55H87ZM93 54V55H92ZM99 54V55H98ZM106 54V56H105ZM192 54V58H194V56L196 57V59L198 58V53H195V55ZM202 54V55H201ZM42 55V56H41ZM46 55V56H45ZM60 56L59 57V62L60 60H62L61 62L63 63L62 64H59L57 66V68L59 69L58 72L57 70L55 72L59 73L60 72V78H59V81L57 84H55L54 86L50 87L48 86L47 88H44V87H41L37 90V92L35 94L32 93L31 89L32 87L35 85V81L34 79L28 75V70L32 67V66H35L36 67V76L38 77H48L47 80L50 81L52 79V75L50 74V77L48 75H45V72L48 73V71L46 69H50L51 70H55L54 66L53 68L52 67H48V65L46 64L48 62V58H50V56H53V57H56V56ZM102 58H101V56ZM27 56V57H26ZM30 56V57H29ZM48 56V57H47ZM64 56H66L64 58ZM68 56V58H67ZM209 56H213L212 58L209 57ZM29 57V58H28ZM65 61H63L64 59ZM86 59H85V58ZM208 57V58H207ZM12 58V59H13ZM46 58V59H45ZM61 58V59H60ZM77 58V59H76ZM97 58V59H96ZM211 58V59H209ZM85 59V60H84ZM93 59V61H92ZM167 61H166V60ZM169 59V60H168ZM172 59V58H171ZM195 59V58H194ZM205 59V60H203ZM209 60V61H206V60ZM10 59H7V56L5 57V61L8 62ZM43 60V61H42ZM84 60V61H83ZM73 61V62H72ZM77 61V62H76ZM82 61V63H81ZM92 61V62H91ZM169 61V62H168ZM220 61V63H219ZM42 62V63H40ZM60 62V63H61ZM75 62V64H74ZM213 62V63H212ZM222 62V63H221ZM91 63V64H90ZM101 63V62H100ZM209 63V64H208ZM41 64V65H40ZM74 64V66H73ZM93 64V65H92ZM166 64V65H165ZM173 64V65H172ZM211 64V65H210ZM217 64V65H216ZM79 65V66H78ZM165 65V66H164ZM201 65V64H200ZM208 67H206V66ZM60 66L61 69H60ZM69 66V67H68ZM101 65H99L100 67ZM170 66V67H169ZM172 66V67H171ZM175 68H174V67ZM215 66V67H213ZM41 67V68H40ZM180 67V68H179ZM213 69H212V68ZM226 67V68H225ZM262 67V69H261ZM13 68H17L19 69L18 71H12L11 69ZM68 70H67V69ZM81 68V69H80ZM90 68V69H89ZM176 68H177V71H176ZM181 68H184V69H181ZM218 68V69H216ZM64 69V70H63ZM172 69V70H171ZM208 69H212L211 71L208 70ZM215 69H216V73H215ZM227 69V70H226ZM236 69V70H235ZM46 70V71H45ZM95 70V71H94ZM184 70V71H183ZM206 70V71H205ZM209 72H208V71ZM242 70V71H241ZM45 71V72H44ZM65 73H64V72ZM71 71V72H70ZM84 71V73H82ZM163 71V72H162ZM165 71V72H164ZM187 71V72H185ZM218 71L219 72H223L222 74L224 75L223 77H220L219 74H218ZM53 72V73H55ZM63 72V73H62ZM78 72V73H77ZM176 72V73H175ZM182 72V73H181ZM212 72V73H211ZM214 72V73H213ZM52 73V72H51ZM160 73V74H159ZM210 73L212 75H210ZM230 74V75H225V74ZM236 73V74H235ZM83 74V76H82ZM171 76H169V75ZM183 76H182V75ZM189 74V76H188ZM165 75V76H164ZM196 75V77H195ZM233 75V76H232ZM239 77H238V76ZM72 76V77H71ZM85 76V77H84ZM176 76V77H175ZM182 76V77H181ZM201 76V77H200ZM172 77V79L170 78ZM176 79H175V78ZM191 77V79H190ZM220 77V78H219ZM225 77V78H224ZM231 79H230V78ZM235 77L237 78L236 80L238 82H236L235 80ZM63 78V79H62ZM64 78L66 80H64ZM169 78V79H168ZM174 78V79H173ZM185 78V79H184ZM187 78V79H186ZM202 78V79H201ZM216 78V79H215ZM219 78V79H217ZM229 79L227 81H224L222 79ZM157 79V80H158ZM171 79V80H170ZM205 79V80H204ZM240 79V80H238ZM78 80V81H77ZM192 80V81H190ZM194 80V81H193ZM204 80V81H202ZM222 80V81H221ZM232 80V83H230ZM213 81V82H212ZM215 81L219 82L216 83ZM234 81V82H233ZM151 82V83H150ZM205 82V83H204ZM62 83V84H61ZM145 83V84H144ZM153 83V84H152ZM214 83V84H213ZM230 83L231 85L234 86V90H236V92L233 90V87H231L232 91H227L225 89H223L222 87L225 86L226 84ZM148 84V85H147ZM151 84V85H150ZM197 84V85H196ZM203 84V85H202ZM209 84V85H207ZM212 84V85H211ZM217 86H216V85ZM193 87H192V86ZM201 86V90L199 89L200 86ZM215 85V86H214ZM191 86V87H190ZM209 86V87H208ZM245 86V87H244ZM15 87V88H16ZM215 89H214V88ZM16 88V89H17ZM69 88V89H68ZM195 88V89H194ZM208 88V89H207ZM222 88V89H221ZM213 89V90H212ZM218 89L219 91L217 92ZM242 89V90H241ZM65 90V91H64ZM205 90V91H204ZM222 90V91H221ZM202 91V92H201ZM145 92V91H143ZM214 93V94H211V93ZM235 92V94H234ZM83 93V94H82ZM79 92L80 94V98L85 99L82 101H87V105H90L92 106V102L93 99L94 101H96L95 99V96L94 94L89 90H87V92ZM147 93V92H146ZM216 93H222L225 97L226 95V98H227V101L226 103L224 104L223 102H220V103H217L216 104V101L217 99L219 98V96L216 95ZM233 93V94H232ZM137 94V95H136ZM141 94V95H139ZM205 94V95H204ZM207 94V95H206ZM228 94V95H227ZM32 95H37L38 98H31ZM139 95V96H138ZM194 95V96H193ZM210 95V96H209ZM211 95H216L217 98L214 96L211 97ZM219 95V94H218ZM230 95V96H229ZM238 95V97H237ZM201 96V97H200ZM229 96V98L227 97ZM137 97L139 99H137ZM149 97H152L151 96V93H148L146 98H149ZM203 97H204V100H203ZM0 98L6 100V97L4 95V93H0ZM44 98V99H43ZM88 98V100H87ZM198 98V99H197ZM208 98H210L209 101ZM213 98H214V101H213ZM232 98V99H231ZM236 98V99H235ZM259 98V99H258ZM201 99V100H200ZM207 99V100H206ZM229 99V100H228ZM234 99V100H233ZM150 101H152V99H149ZM216 100V101H215ZM242 100V101H241ZM85 101V102H86ZM202 103H201V102ZM207 101V102H205ZM232 101V103L230 102ZM236 101V102H235ZM245 104H244V102ZM83 103V105H85L86 103ZM230 102V103H229ZM234 102V103H233ZM238 102H241V103H238ZM205 103V104H204ZM210 103V104H209ZM255 103V104H254ZM216 104V105H215ZM232 104V105H231ZM238 106H237V105ZM243 106H242V105ZM40 105V106H39ZM146 105V106H145ZM150 107H148V106ZM204 107H203V106ZM206 105V107H205ZM213 105V106H211ZM219 105V106H218ZM236 105V106H235ZM35 106L38 107V109L35 108ZM124 106V105H123ZM209 106V107H208ZM216 106V107H215ZM235 106V107H234ZM240 106L239 109H237L238 107ZM246 106V108H245ZM96 107V106H95ZM195 109H194V108ZM202 107V108H201ZM48 108V109H47ZM55 108V109H54ZM128 108V105L126 106V109ZM156 108V107H155ZM208 108V110H206ZM216 108V109H214ZM248 108V110H247ZM253 108V109H252ZM262 108V107H261ZM152 111H151V110ZM206 111H204V110ZM210 109V110H209ZM229 109V110H228ZM151 112H150V111ZM235 110V111H234ZM247 110V112H246ZM250 110V111H249ZM263 110V109H262ZM114 111H112L111 114H107L105 115L104 113L101 114V110H98V107H97V113H95V116L96 117H99V118H108L107 120L108 121H112L114 124H116V117L114 115ZM260 113H259V112ZM204 112V114H203ZM234 112L236 114H234ZM241 112V114H240ZM250 112V113H249ZM51 113V114H50ZM202 113V114H201ZM25 114V112L23 113ZM91 114H94L91 112ZM151 114V116L149 115ZM194 114V115H193ZM243 114V115H242ZM34 115V114H33ZM204 115V116H203ZM212 115V116H211ZM220 115V117H218ZM242 115V116H240ZM260 115V116H258ZM78 116V114H77ZM210 116V117H209ZM215 116V118L213 119V117ZM233 116V117H232ZM237 116V117H236ZM151 117V118H150ZM20 118V119H19ZM48 118V120H47ZM75 118V116H72V119ZM149 118V119H148ZM218 118V119H217ZM253 118V119H252ZM37 119L38 121V126L35 128V129H32V121ZM148 119V120H147ZM14 120V121H13ZM16 120V121H15ZM47 120V121H46ZM221 120V121H220ZM229 120V121H228ZM49 121V122H48ZM217 121V123H216ZM228 123H227V122ZM240 121V122H239ZM263 121V123H262ZM20 122V123H19ZM250 122V123H249ZM0 123H1V120H0ZM9 123V124H8ZM236 123V124H235ZM11 124V125H10ZM20 124V126H19ZM212 124V125H211ZM214 124V125H213ZM10 125V127H8ZM14 125V126H13ZM102 128H105V123H101L100 124ZM152 125V126H151ZM192 125V126H191ZM195 127H194V126ZM49 126V127H48ZM203 126V128L200 129V127ZM255 126V127H254ZM150 127V128H149ZM213 127V128H212ZM225 127H232L233 129H229V132H228V136L229 138H225L223 136V129ZM239 127V129L237 128ZM252 127V128H251ZM196 128V129H195ZM198 128V130H197ZM207 128V129H206ZM220 128V129H219ZM2 129V130H1ZM211 129V130H210ZM246 129V131H245ZM4 130V131H3ZM12 132H11V131ZM118 130V129H117ZM190 130V131H189ZM196 130V132H195ZM209 130V131H208ZM233 130V131H232ZM241 132H239V131ZM10 131V132H9ZM155 131V130H154ZM198 131V132H197ZM249 131V132H248ZM257 131V132H256ZM259 131V132H258ZM191 132V133H190ZM235 132V134H234ZM256 134H254V133ZM13 133V134H12ZM45 133V134H44ZM196 133V134H194ZM203 133V134H202ZM236 133H240L239 137L240 139L243 138L244 141H242V143L239 145V149L237 150L235 148V139L237 138V135ZM194 136H193V135ZM12 135V136H11ZM97 135V138L98 140L100 141L101 139H103V133H96ZM196 135V136H195ZM198 135V136H197ZM235 135V136H234ZM242 135V136H241ZM250 135V136H249ZM203 136V137H201ZM217 136V137H216ZM252 136V137H251ZM11 137V138H10ZM196 139H195V138ZM235 139H234V138ZM18 138L20 141H18ZM43 138V139H42ZM172 139H174L175 137H170ZM177 138V137H176ZM174 139V141H177L178 139ZM199 138V139H198ZM202 138V139H201ZM192 139V140H191ZM198 139V140H197ZM14 140V141H12ZM195 140V141H194ZM11 141V142H10ZM16 141V142H15ZM44 141V140H43ZM173 141V142H174ZM192 141V142H191ZM201 141V142H200ZM232 142V145H231V149L227 148V150L225 151L224 150V147H227L228 146V143L229 142ZM18 142V143H17ZM140 142V143H138ZM164 142V143H163ZM249 142V143H248ZM123 143V144H122ZM193 143V144H191ZM205 145H204V144ZM248 143V144H246ZM255 143L258 145V148L260 147H263L264 146V139H262L259 143L255 141ZM130 144H132V147L129 148ZM144 144V145H143ZM166 144V145H165ZM261 144V145H260ZM18 145V146H17ZM140 145H142L143 147H146L147 150H152V152L150 151H142L143 149H141ZM218 145V146H217ZM247 145V146H245ZM192 151H190L189 147ZM206 146V147H205ZM224 146V147H223ZM243 146V147H242ZM245 146V147H244ZM250 146V147H249ZM5 147V148H4ZM119 149H118V148ZM138 147V148H137ZM149 147V148H148ZM157 147V148H156ZM173 147V146H172ZM219 148L220 147V150L217 152L216 151V148ZM238 147V146H237ZM18 148V149H17ZM113 148V149H112ZM122 148H129L128 149V152L126 151H123ZM136 149H139V150H135ZM197 148V149H196ZM206 148V149H205ZM209 148V149H208ZM264 148V147H263ZM55 149V148H54ZM53 149V150H54ZM166 149V150H164ZM170 149V150H169ZM199 149V150H198ZM213 149V150H212ZM235 149H236V153H235ZM246 149V150H244ZM45 150H50L52 152H54L53 150L50 149V147H46ZM56 150L57 147H56ZM135 150V151H134ZM141 150V151H140ZM212 150V151H211ZM234 150V151H233ZM244 150V151H243ZM249 150V151H248ZM139 153V158L137 157V159H133V155L134 152ZM154 151V153H153ZM161 151V152H159ZM199 151V152H198ZM131 152V153H130ZM133 152V154H132ZM150 152V153H149ZM175 152V153H174ZM186 152H191V154H186ZM197 152V153H196ZM20 153V154H19ZM31 153V154H30ZM161 153V154H160ZM232 155H230V154ZM34 154V155H33ZM37 154V155H36ZM186 154V155H185ZM17 155V156H16ZM59 155H63L62 153ZM116 155V154H115ZM225 155V156H224ZM234 155H237V156H245V159L243 160H238V161H235V156ZM255 155H258L257 153ZM28 156L29 159H27L26 157ZM36 156V157H35ZM137 156V155H136ZM230 156V157H229ZM46 159H44V158ZM110 157V154L107 156H104L103 157V160H104V166L106 168H109L112 172V175H115L116 173H118V170L120 171H124V169L126 168L121 162H120V158L117 157V159H114L115 162L112 163L109 161V158ZM164 157V158H163ZM235 157V158H234ZM35 158V159H34ZM42 158V159H41ZM151 158V159H150ZM210 160H209V159ZM221 158V159H220ZM223 158V159H222ZM34 159V160H33ZM38 159V160H37ZM41 159V160H40ZM144 159V160H143ZM147 159V160H145ZM234 159V160H233ZM37 160V161H36ZM156 160V161H155ZM170 160V161H169ZM205 160V159H204ZM220 160L221 163L218 161ZM36 161V162H35ZM20 162V163H19ZM35 162V163H34ZM41 162V163H40ZM65 162L67 161H64L62 164H60V167L64 169V171H66L65 173L67 175H69V173L72 171V172H76V170L78 171L79 168L78 167H74L78 165V162L77 161H73V169H69L67 164H65ZM135 162V163H134ZM147 162V163H146ZM159 162V164L157 163ZM171 162V163H170ZM215 162V163H214ZM229 162V163H228ZM17 163V164H16ZM121 163V164H120ZM143 166H147L146 170H145V167L143 168V166L141 167L140 164H143ZM152 163V164H151ZM157 163V164H156ZM171 164V165H168V164ZM223 163V164H222ZM156 164V165H155ZM165 166H164V165ZM234 164V166H233ZM243 164H245L243 166ZM38 165H41L44 167V169L48 168L46 170V175L45 173H43L42 175V178H39L40 177V174L39 172H42V168L41 166H38ZM66 165V166H65ZM127 165V167H131ZM138 165V166H137ZM150 165V166H149ZM154 165V166H153ZM168 165V166H167ZM224 165V167L222 166ZM17 166V167H16ZM34 166V168H32ZM46 166V167H45ZM154 167L153 169L151 168ZM169 168H167V167ZM228 166V167H227ZM166 167V168H165ZM174 167V169H173ZM181 167V166H180ZM210 167V168H209ZM240 169H239V168ZM119 168V169H118ZM141 168V170H140ZM143 168V169H142ZM214 168V169H213ZM229 168V169H228ZM39 169V170H38ZM41 169V170H40ZM56 169V170H55ZM58 169V170H57ZM118 169V170H117ZM161 171H160V170ZM164 169V170H163ZM172 169V171H171ZM226 169V170H225ZM151 171V173L149 171ZM153 170H154V173L156 174V176L154 175L153 173ZM156 170V172H155ZM162 170H163V174L162 173ZM178 171L177 173L175 171ZM195 170V171H194ZM228 170V171H227ZM244 170V173L242 172ZM34 171V172H33ZM36 171V172H35ZM39 171V172H38ZM50 172V173H47V172ZM58 171V172H57ZM145 171V172H144ZM160 171V172H159ZM226 171V172H225ZM79 172V171H78ZM114 172V173H113ZM166 172V173H165ZM168 172V173H167ZM196 172H199V168L198 166L195 167L193 169V175L196 176V177H201L203 176L201 174V172L196 173ZM30 173V174H29ZM34 173H36L34 175ZM39 173V174H38ZM150 173V174H149ZM214 173V174H213ZM221 173V174H220ZM227 173V174H226ZM231 173V174H230ZM13 174V175H12ZM121 174V173H120ZM168 174V175H167ZM236 174V175H235ZM39 175V176H37ZM152 175V176H151ZM164 175V176H163ZM166 175V176H165ZM173 175V176H172ZM214 175V176H213ZM219 175V176H218ZM230 175V176H228ZM235 175V176H234ZM23 176V177H22ZM161 176V177H160ZM172 176V177H171ZM177 176V177H176ZM180 176V177H179ZM15 177V178H14ZM169 177V178H168ZM171 177V178H170ZM214 177V178H213ZM224 177V178H223ZM232 177V178H231ZM235 177L237 179H235ZM18 178H20V180H18ZM59 178V176H58ZM220 178V179H219ZM223 178V179H222ZM28 179V180H27ZM35 179V180H34ZM47 179V180H46ZM164 179V180H163ZM4 180L6 182H4ZM10 180V181H9ZM17 180V181H16ZM23 180H25L23 182ZM34 182H33V181ZM40 180V181H39ZM42 180H44V184L42 183ZM46 180V181H45ZM168 180V181H167ZM181 180V181H180ZM225 180V182H224ZM2 181V182H1ZM31 181V182H30ZM159 181V182H158ZM165 181V182H164ZM227 181V183H226ZM9 184H8V183ZM20 182V183H19ZM23 182V183H22ZM38 182V183H37ZM41 182V184H40ZM90 182V181H89ZM87 182V184L89 183ZM162 182V183H161ZM216 182V183H215ZM229 182V183H228ZM233 182V183H232ZM235 182V183H234ZM8 185H7V184ZM17 183V184H15ZM48 183V185H47ZM167 183V184H166ZM19 184V185H18ZM20 184H24V185H20ZM26 184V185H25ZM28 184V185H27ZM31 184V185H30ZM36 184V185H35ZM86 184V185H87ZM210 184V185H209ZM223 184V185H222ZM236 184V185H235ZM256 183H253L252 186L256 185ZM14 185V186H12ZM35 185V186H34ZM46 187H45V186ZM20 186V187H19ZM26 186H29V187H26ZM39 186V187H38ZM44 186V187H43ZM168 186V187H167ZM3 187V188H2ZM5 187V188H4ZM18 189H13L15 188ZM32 187V188H31ZM35 187V188H34ZM151 187V186H150ZM20 188V189H19ZM23 190H22V189ZM28 188V189H27ZM222 188V189H221ZM4 189V190H3ZM45 189V190H44ZM219 189V190H218ZM238 189V190H237ZM3 190V191H2ZM8 190V191H7ZM27 190V191H25ZM33 190V191H31ZM40 190V191H39ZM214 190V191H213ZM226 190V191H225ZM20 194H18L19 192ZM25 191V192H23ZM29 191V192H28ZM31 191V192H30ZM37 191V192H36ZM81 190L78 189V192H80ZM212 191V192H211ZM23 192V193H22ZM164 192V193H165ZM241 192V193H239ZM245 194H242L244 193ZM27 195H26V194ZM32 193V194H30ZM39 193V194H38ZM233 193V194H232ZM214 194V195H213ZM247 194V195H246ZM23 195V197H22ZM26 195V196H24ZM29 195V196H28ZM36 195V196H35ZM41 195V196H40ZM45 195V196H44ZM217 195V194H216ZM249 195V196H248ZM31 196V197H30ZM33 196V197H32ZM35 196V197H34ZM49 196V199L51 198H54V201L52 202V200L48 199ZM114 197V198H111V201L112 203L109 204V206H107L106 204L103 205L104 208H102L103 210L101 212H106L110 209H113L116 211L117 215L119 216L118 214V208H116V202L117 200H121L122 198L120 197ZM4 198L2 197L1 199L4 200ZM25 198H29L25 200ZM92 198L93 196L91 197V201H92ZM132 198V197H131ZM187 198V199H186ZM205 198H210V199H207L205 201ZM56 199V200H55ZM72 201L75 200V197L74 199L73 198H68ZM116 199V200H114ZM136 199H138V197L136 196ZM182 199V200H181ZM186 199V200H185ZM20 200V202H19ZM28 200V202H27ZM47 200V201H46ZM49 200V201H48ZM200 200V199H199ZM211 200V201H210ZM26 201V202H25ZM30 201V202H29ZM68 201V200H66ZM64 201L63 203L64 204H67V202ZM187 201V202H185ZM219 203H222L220 202ZM237 201V202H235ZM261 201V202H260ZM19 202V203H18ZM59 202H62V201H59ZM58 202V204H59ZM215 202V201H214ZM235 202V203H234ZM239 202V203H238ZM257 202H260L264 205V198H262V200H257ZM17 203V204H16ZM24 203H25V206H24ZM45 203V205H46ZM129 204H132L133 202H130L128 201ZM135 204L137 205L136 201L135 203L132 205L131 208H134ZM203 204V205H202ZM207 204V205H206ZM215 204V203H214ZM236 206H235V205ZM241 204V205H240ZM11 205L12 207L15 209L17 208V211H13L12 208H11ZM14 205V206H13ZM49 205V204H48ZM188 205V206H187ZM234 207L232 208L231 206ZM3 206V208H2ZM6 208H5V207ZM16 206V207H15ZM21 206V208H20ZM107 206V208H106ZM208 206V208H207ZM26 207V208H25ZM30 207V208H29ZM204 207V208H203ZM11 208V209H10ZM43 208V206H42ZM67 206L66 207H63L61 209V211H64L66 210ZM80 208V206H79ZM78 208V209H79ZM110 208V209H109ZM124 208V207H123ZM231 208V209H230ZM4 209V210H3ZM6 209V210H5ZM24 211H22V210ZM106 209V210H105ZM125 209V208H124ZM207 209V211H206ZM3 210V211H2ZM9 210V211H7ZM28 210V212H27ZM30 210V211H29ZM122 210V207L120 208V211ZM205 210V211H204ZM209 210V211H208ZM234 210L237 211V212H232ZM2 211V212H1ZM5 211V212H4ZM50 211V210H49ZM119 211V212H120ZM8 212V213H6ZM12 212V213H10ZM23 212V213H22ZM100 212V213H101ZM207 212L208 214L206 215L205 213ZM115 213V214H116ZM41 214V212L39 213ZM200 214V215H199ZM227 214V215H226ZM23 215V216H22ZM190 215V216H189ZM205 217H204V216ZM226 216H228L226 218ZM18 217H21V218H18ZM24 217V218H22ZM191 217V218H190ZM231 217V218H230ZM262 217V219L260 220V218ZM2 218V219H1ZM17 219L16 221H14V219ZM51 218L53 219V223H56L57 221V216L56 214L54 213V216L52 214ZM202 218V219H201ZM205 218V219H203ZM207 218V220H206ZM4 219V220H3ZM18 219L20 220L19 222ZM24 219V220H23ZM120 219V217H119ZM192 219V220H191ZM3 220V222H2ZM252 220V219H251ZM55 221V222H54ZM200 221V222H199ZM204 221V222H202ZM263 221V216H260L259 219L257 218V223L260 222V223H264V222H261ZM8 222V224H7ZM16 224H15V223ZM114 222V221H113ZM113 222L111 223L112 224V227L111 228L112 230V233H117L116 237H115V234L112 236V238L114 240H119L120 238L123 237V235L127 234L128 232L125 233V231H128V228L125 226L120 227V225L117 227V224L115 226V224H113ZM199 222V223H198ZM115 223V222H114ZM119 223V221H118ZM44 222H43V217L40 221V226L41 227H45V225H43ZM196 224V225H195ZM248 223H244L242 224V226L244 225H247ZM3 225V226H2ZM5 225V226H4ZM200 225V226H199ZM214 225V224H213ZM61 227V228H60ZM216 226H212V230H210L209 234H208V237L210 236L211 233H213L216 229ZM119 230H118V229ZM38 229V228H36ZM61 229H62V226H58V235L60 237H62V234H61ZM125 229V231H123ZM16 230V229H15ZM121 230V231H120ZM17 231V230H16ZM60 232V233H59ZM120 232L122 234H120ZM109 234V233H108ZM119 234V235H118ZM185 234V235H186ZM4 235V236H2ZM86 235H87V232H86ZM258 236H261V235H258ZM264 235H262V238ZM4 238V239H3ZM211 240H210V244H208V248H207V252L208 253L207 255H205L202 259H199L198 258V253L200 254V251L199 250H195V259L192 261L194 264H208V261H210V252L212 251L213 252V246L211 245V243H213L214 241L212 240V237H209ZM3 241V242H2ZM212 241V242H211ZM2 242V243H1ZM114 243L116 242H120V241H113ZM128 242H126L125 244H121L119 243V247L121 248L120 252L121 251H124L125 249L127 250V248L129 249V246H126ZM3 245V246H2ZM117 245V246H118ZM214 245V244H213ZM125 246V247H124ZM210 248V249H209ZM210 250V251H209ZM6 253V254H5ZM190 252L188 250L185 251V254H189ZM171 255V254H170ZM170 255H164L166 258H169ZM176 259H179V260H182L180 257H176ZM188 257H185V260H187ZM135 260H138V261H135L133 262L132 264H143L140 262L141 258L138 257L137 259ZM201 260V261H200ZM22 263H25V261L23 260ZM92 263V262H91ZM183 262L182 261H178L176 262V264H182ZM94 264V263H92ZM166 264V263H165Z\"/></svg>","mask_w":264,"mask_h":264},{"label":"clouds","instance_id":"obj_3","mask_svg":"<svg viewBox=\"0 0 264 264\" xmlns=\"http://www.w3.org/2000/svg\"><path fill=\"white\" fill-rule=\"evenodd\" d=\"M6 17V9H0V21H2ZM10 45L7 40L0 37V52L9 49ZM11 63L13 65H23V56L19 55L18 58L12 59ZM12 71H18L19 69L13 68ZM28 75L31 76L35 85L32 87L31 91L33 94L37 92V90L41 87L47 88L52 82L48 81L46 77H38L36 76V67L32 66L28 70ZM4 90V85L0 83V93ZM9 98L4 100L0 98V120L8 119H16L18 118L28 107L29 103H25L22 100L15 97L16 89L12 87L8 89ZM6 176V172L0 171V180H2Z\"/></svg>","mask_w":264,"mask_h":264}]
</instances>
